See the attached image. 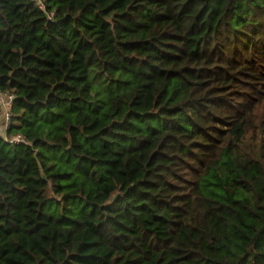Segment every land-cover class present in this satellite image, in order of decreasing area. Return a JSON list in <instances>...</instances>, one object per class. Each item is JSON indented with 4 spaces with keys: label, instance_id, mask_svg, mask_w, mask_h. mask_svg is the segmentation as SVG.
I'll list each match as a JSON object with an SVG mask.
<instances>
[{
    "label": "trees",
    "instance_id": "trees-1",
    "mask_svg": "<svg viewBox=\"0 0 264 264\" xmlns=\"http://www.w3.org/2000/svg\"><path fill=\"white\" fill-rule=\"evenodd\" d=\"M0 93V264H264V0H0Z\"/></svg>",
    "mask_w": 264,
    "mask_h": 264
},
{
    "label": "built area",
    "instance_id": "built-area-1",
    "mask_svg": "<svg viewBox=\"0 0 264 264\" xmlns=\"http://www.w3.org/2000/svg\"><path fill=\"white\" fill-rule=\"evenodd\" d=\"M12 100L13 95L8 93H0V105L2 109V115L4 116L2 121L3 130L7 129L12 119ZM12 141L20 142L24 141V137L21 134H16L11 138Z\"/></svg>",
    "mask_w": 264,
    "mask_h": 264
},
{
    "label": "rangeland",
    "instance_id": "rangeland-1",
    "mask_svg": "<svg viewBox=\"0 0 264 264\" xmlns=\"http://www.w3.org/2000/svg\"><path fill=\"white\" fill-rule=\"evenodd\" d=\"M3 118H4V116L2 115V116H0V126H1V129H2V132H4V130H3V128H2V121H3Z\"/></svg>",
    "mask_w": 264,
    "mask_h": 264
}]
</instances>
